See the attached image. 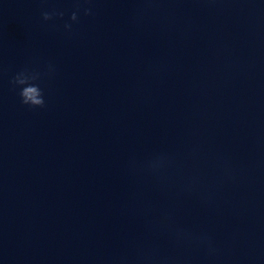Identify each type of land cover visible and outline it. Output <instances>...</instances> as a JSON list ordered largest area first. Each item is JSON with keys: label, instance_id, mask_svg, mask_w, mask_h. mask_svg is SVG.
Masks as SVG:
<instances>
[{"label": "clouds", "instance_id": "9594fccd", "mask_svg": "<svg viewBox=\"0 0 264 264\" xmlns=\"http://www.w3.org/2000/svg\"><path fill=\"white\" fill-rule=\"evenodd\" d=\"M88 2V0H85ZM82 12L84 16L93 15V9L90 7L81 8L77 5L76 11H73L69 17L71 22H78V13ZM65 13L58 8H42L40 16L43 22L54 21L57 18L63 19ZM66 32L71 33L72 23H64L63 25ZM51 65L49 68L51 69ZM40 74L24 68L18 71L9 81L13 91H17L20 103L29 109H42L46 106L45 92L41 87ZM195 158V150L192 153ZM175 167V157L170 153L160 152L153 154L143 164H138L135 160L130 161L129 168L133 173L141 172L154 177L162 185L170 180L168 175L169 170ZM224 178H232L231 169L225 164L223 165V177L220 178L221 182ZM200 185V178L197 175L191 176L180 185V190L185 193H192L198 189ZM205 202L210 200V196L205 194L203 196ZM160 227L166 229L172 236L173 240L178 246L182 245H195L205 251L206 256L215 257L218 253L212 237L206 233H196L185 228L176 226L171 220V216L167 213L162 214ZM120 264H133L128 257H122ZM134 264H191L188 258H169L161 257L155 250L148 253L138 255L135 258Z\"/></svg>", "mask_w": 264, "mask_h": 264}]
</instances>
